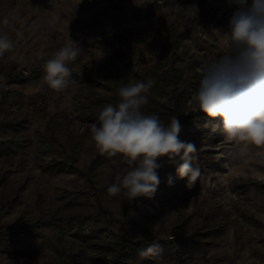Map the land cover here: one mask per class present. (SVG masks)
Here are the masks:
<instances>
[{
    "label": "rangeland",
    "instance_id": "1",
    "mask_svg": "<svg viewBox=\"0 0 264 264\" xmlns=\"http://www.w3.org/2000/svg\"><path fill=\"white\" fill-rule=\"evenodd\" d=\"M240 6L0 0V32L15 42L0 57V264H264V147L226 140L213 130L219 118L193 100L203 64L229 51L212 30L228 31ZM68 37L82 51L57 92L43 68ZM11 65L36 73L3 85ZM149 80L143 111L165 124L178 118L179 138L197 147L200 176L189 188L163 157L152 197H112L107 188L129 166L101 155L91 128L105 105L118 103L119 87ZM153 240L161 251L141 257Z\"/></svg>",
    "mask_w": 264,
    "mask_h": 264
},
{
    "label": "clouds",
    "instance_id": "2",
    "mask_svg": "<svg viewBox=\"0 0 264 264\" xmlns=\"http://www.w3.org/2000/svg\"><path fill=\"white\" fill-rule=\"evenodd\" d=\"M238 3L241 6L231 17L228 31L212 30L229 51L203 64L193 100L207 117L219 118L213 130L226 140L264 147V0H254L250 8L244 7V0ZM50 23H55V18ZM14 47L7 32H0V57ZM81 51L78 42L68 37L67 44L45 62L43 79L51 89L60 92L68 87L72 75L68 65ZM152 87L151 80L129 81L119 87L118 103L105 105L99 114L100 125L91 128L98 152L108 157L120 155L129 166L107 188L112 197H152L160 183L157 170L162 165L158 161L163 157L177 164L176 174L187 177L189 188L200 176L199 167L193 166L197 147L179 138L182 126L178 118L174 116L165 124L158 115L143 111ZM168 182L171 185V177ZM159 251V241L153 240L139 255L148 257Z\"/></svg>",
    "mask_w": 264,
    "mask_h": 264
},
{
    "label": "trees",
    "instance_id": "3",
    "mask_svg": "<svg viewBox=\"0 0 264 264\" xmlns=\"http://www.w3.org/2000/svg\"><path fill=\"white\" fill-rule=\"evenodd\" d=\"M36 72L32 71L28 74H24L23 72L16 71V67L11 65L3 75V85H8L14 82L23 81L31 78ZM5 100V92H2L0 97V105ZM177 108L179 109V112H182L185 108V102L183 100H179L177 102Z\"/></svg>",
    "mask_w": 264,
    "mask_h": 264
}]
</instances>
